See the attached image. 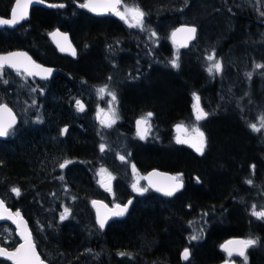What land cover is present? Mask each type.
<instances>
[{
	"label": "flooded vegetation",
	"instance_id": "flooded-vegetation-1",
	"mask_svg": "<svg viewBox=\"0 0 264 264\" xmlns=\"http://www.w3.org/2000/svg\"><path fill=\"white\" fill-rule=\"evenodd\" d=\"M188 2H184L182 5L179 4V6L174 9L172 16L177 15L178 17L180 14L183 16L186 15L185 8L189 5ZM44 3L48 5L63 4L64 7H52L48 9L41 5L31 6L26 21L20 22L13 29H0V34L4 38L11 36V38H17L22 41V45L13 47L12 51H26L38 62L56 69L54 77L46 82L37 81L35 79L28 80L20 76L18 79L24 86H21L22 84H20V82L14 81L13 78L0 77V103H6L8 107L12 109L18 120L14 126V132L8 137L0 139V154L21 158L19 154L20 142H18L20 140V135H23V138H28L32 135L31 132L37 131L40 128H45L49 137V142H46L44 147L45 152H52L53 158H51L46 165L37 168V173L33 176L34 179L38 178L40 180H45L46 183H44V181L41 184H37L31 177H24L23 175H17V173H15L14 177L10 178L0 177V200H3L5 207L9 208L13 213L17 210L20 211L28 224L29 231L32 232L34 242L37 245V252L40 254L41 259L45 261V264H196L195 252L199 246L198 241L200 240V243L205 242L213 227L220 225L219 222L216 225H212V221L208 219H206V221L196 219L198 213L202 214L210 208H200V212H192L188 217L184 218L182 223L181 221H179V223L177 222V226H179L178 234L182 238L181 246L170 260L165 261L162 258L156 261L155 257H150L154 256L153 249L144 252L141 251L136 254L134 249L135 246L133 248L128 246L129 248L124 249L110 248L106 237H104L106 232L115 231L117 228H120V224H127L129 225L128 227L131 228L132 222L130 220L109 221L105 225V228L100 230L96 225L94 208L91 201H102L104 204L112 207L115 203L124 204L131 199L133 203L130 205V211L127 217L129 218L132 211L142 212L145 209H156L153 205L157 204L163 207L166 206V203L173 202L184 192L188 182L195 186L200 185L201 180L193 173H190V178L188 179L186 173L181 170L167 171L157 167L143 168L140 162L135 160L134 151L132 152V149L137 150L139 147L144 148L148 146L149 136L147 133L151 132L158 135L157 140L154 137L151 141V145L156 144L153 148L158 149L159 147L167 145L173 151L183 150L195 158L201 159L206 155L210 147L209 123L218 117L224 116L236 117L242 128L246 130V132L253 137L254 142L258 144L261 154L258 160L262 173L257 174V166L249 164L247 169L249 175L245 179L243 177L240 182V193H246L247 198L244 199L243 197L244 200H241L240 203H236L238 210L241 212L240 215H242L243 218V227L241 230L239 229L240 231L237 235H229L219 241L223 244L225 241L232 238H258L259 243L249 248L246 252L248 264H264V221L257 220L251 215L253 205L256 206V211L264 209V204L255 203V196H264L262 193V191L264 192V146L261 145L264 139V128L259 132H253L248 127L249 124L253 123L257 124L259 127V118L261 115H264V107H258L259 101L257 99L259 96L257 89H259L261 93L263 91H261L256 83L261 82L264 85V69H256L254 67L255 64H264V48H262L264 46L247 48V54H242V60L245 62L242 63L241 61H237L232 65L233 68H236L238 74H236L239 87V92L237 94L242 106L245 105V102L247 104L249 103L248 99L252 93L251 90L258 95L256 103L253 101L252 110L246 113L244 108L232 110L230 107V109H227L225 107H228V104H221L220 109H211L208 104L202 103L204 106L203 110L209 115L206 119L197 122L194 114L195 100L193 97V93L197 95V89L193 87L190 88L187 93V113L176 117L168 124H164L158 120L156 113L150 109H140L134 113L127 112L123 107V98L127 93L133 94L134 92L136 94L137 92L145 91L147 89H145V83L151 80L150 77L155 71H160V74H168V72L174 74L180 73L183 70L182 66L179 65L177 69H173L170 63L168 68L158 67V69L149 70L147 55L149 53L151 58L164 57V55L169 57L176 51L179 53L188 52L197 41L199 34L198 25L196 23L195 25L185 22L177 24H174L175 21L172 23L167 22L165 37L162 41L163 44L160 45V40L159 44L156 45L157 40L151 36V32L155 31V29L148 27L150 23L154 25L156 20L161 21L162 16L154 17L150 14L147 10L146 2L143 0H121L119 10L124 12L125 6H127V8L139 7L145 13L144 31H141L139 27L129 28L127 23L120 20L119 17L113 15L111 12L94 14L87 11L85 8L78 7L79 4L85 3V0H44ZM14 4L15 0H9L3 8H0V17L10 19L11 9ZM38 9L46 11L49 13V17H51V19L53 18L51 26L46 29H40L39 31L32 23L33 15ZM168 17L170 18V15ZM128 19L131 21V16H129ZM157 23L159 24V22ZM84 25L86 27L95 26L99 34L101 40L99 58L104 67V74L101 77L89 80L81 78L78 86L66 88L67 90L63 87V93L68 97L64 110H61V114L67 117L68 120L66 125L55 128L53 126L54 123H52L53 117L51 116L49 118L48 116V111L51 109L50 105H52L53 102L48 96V90L52 87V80L55 79L53 87L62 83V78H56V74H63V72H61L63 66L69 63V61H76L82 58L87 52H90L91 47L89 42L84 39L77 43L71 33L74 27L76 30V27H83ZM182 25L196 26L197 28L196 39H194L193 43L186 50H183L179 44H174L171 39L172 32ZM54 31H60L69 35L77 49L76 58L60 54L56 50L49 40V34ZM77 32H79V30ZM37 35L43 39V47H45L43 51H41L43 48L40 49V46L36 45V42L39 41L38 37H36ZM30 36H35L36 38L32 41L28 38ZM24 38H26V40ZM216 49L218 48L207 50V56L215 55L216 60H218V58L222 56V53L220 52L217 58ZM48 50L55 54V60H57V62H52L48 59ZM41 53L45 54L44 60L41 58ZM204 63L206 68H208L210 62L204 61ZM5 72L10 73L9 71ZM248 72L253 74L251 79H248L245 75V73ZM109 77H111V80ZM203 77H205V80L214 79L219 84H224L223 82L226 81L223 74L209 75L208 73L205 76L203 75ZM5 80L9 82L5 84ZM104 85H108L109 90L115 91L117 95L116 101L112 102L111 109L109 108L111 97L105 95L103 98H100L97 92V90ZM224 85L230 86L228 84ZM230 87L233 88L234 86ZM32 88L37 89V92L32 94ZM41 89L43 90L42 93L40 91ZM33 99L36 100L35 105L32 104ZM77 100H80L84 105V111L81 112L78 110L76 104ZM216 105L219 106L217 103ZM112 110L115 111L118 117L115 123L112 124L111 127H101L97 134L98 137H96L95 134L90 135L88 130L91 129L90 125H92L93 120L97 119L98 115L100 117L109 114ZM149 112L153 114L151 118H147V113ZM37 118L42 122L37 123ZM141 118L148 119L147 131H144L145 139L143 140L139 138L136 126L137 119ZM47 122H49L48 126ZM177 125H183L184 128L188 130L187 133L183 130L178 131L176 128ZM145 127L146 126L142 124L141 131H143ZM193 127H199L200 130L205 133L207 145L202 155L197 153L192 147H189L188 144L176 143L177 137L181 139L189 138L192 135ZM65 128H67V131L64 135H60L61 129ZM70 128L73 131H70ZM76 130L79 131V137L82 135L83 138L92 142V147L89 146L92 151H88L79 156L71 152V148L74 146L72 141L73 137L76 136ZM114 130L117 131V134L112 132ZM24 131L29 132L30 135H25ZM106 133L109 134L108 138L115 144V148L120 149V151L116 150L117 152L127 151L124 163H127L131 169L132 165L136 167L135 174L133 171L128 172L127 183L120 186L119 182L112 179L111 192L106 191L100 184L102 178L105 180L107 179V176H102L100 174V170L104 169L105 171L110 167L105 164L101 157L100 150V145L104 143L99 141V139H104ZM111 134L115 137H111ZM85 145L88 144L85 143ZM104 145L105 148H107L106 144ZM61 146H64V152H61ZM68 146H70L69 151L66 149ZM170 148L168 150H170ZM159 150L165 151L160 148ZM62 154L63 157H61ZM96 154L98 157H95ZM65 160H69L71 163L66 165L64 169H61L59 165L64 163ZM1 165H5L3 161H1ZM62 170L65 172L62 173ZM151 170L169 174L173 173L172 175L174 177L179 174L183 182V187L170 198L161 197L151 189L146 191L143 195H138L136 192L129 189V186L137 181L139 182V186L147 187V181L143 179V177H146ZM72 173L75 177H71ZM61 176H63V180L59 178ZM79 177L81 178L80 181L78 180ZM133 178H135V180H133ZM248 179L253 181L252 185L245 182ZM197 180H199V183ZM84 186L89 190L88 192H91L88 194L91 195V198L86 206L88 208H86V212H89L90 218L86 217V215V218L81 215V217L85 219H65L61 221L60 215L64 211V207L69 206L76 208L74 213L78 218V210L80 208L79 200L81 197L80 192ZM119 186L120 190L123 191L120 195L117 194V187L119 188ZM12 187H19L21 189V195L19 197L11 192ZM100 193L104 194L106 197L101 196ZM70 198L73 199V202L70 201ZM34 205L37 207V214L40 216L42 215L43 218H47L48 215H53L56 221L51 224V227H49L48 223L46 224L45 221L38 219V216L33 214ZM74 227L83 229L85 233L76 232L73 229ZM129 231L130 229H127L126 233ZM68 233L71 235H68ZM192 235H198L199 239L191 241L190 237ZM66 238H69L70 242L68 241V243H66ZM72 239L75 241H72ZM20 242V237L16 234V225L9 220H0V246L14 249ZM186 247L190 250L189 259L182 260L181 253ZM86 250L91 251L87 252ZM70 252L73 253L72 256H70ZM121 252L131 255H118V253ZM219 256L220 258L215 264L218 262L225 263V261L229 259L233 264H244L240 256L233 255L229 258L225 252H220ZM0 264H11V262L0 257Z\"/></svg>",
	"mask_w": 264,
	"mask_h": 264
},
{
	"label": "trees",
	"instance_id": "trees-1",
	"mask_svg": "<svg viewBox=\"0 0 264 264\" xmlns=\"http://www.w3.org/2000/svg\"><path fill=\"white\" fill-rule=\"evenodd\" d=\"M8 1L0 0V8H3ZM223 2L227 11L224 15L229 19V33L227 34L223 30V33L219 32L216 33L219 35H215L217 43L227 40L221 44L216 43L217 46H214V48H218L216 49L217 58L221 50L226 48V45L223 44H228L229 41L236 44V46L244 45L245 50L248 47L258 48L264 46V40L256 36V33H259L261 23L264 22V15H262L263 0H253L255 4H253L254 10L252 13L246 8L251 15L247 12L241 13L240 9L238 12L236 11L237 6L243 5L241 2L235 0H223ZM52 19L49 17V13L38 9L33 15L32 23L39 31L51 26ZM174 21L176 20L174 19ZM223 26L226 27V25ZM76 28L75 30L74 27L71 31L74 40L79 42L85 39L89 42L91 48L90 52H87L82 58L69 61L63 66L61 70L63 74H56V78H62L60 85L53 87L55 79L51 81L52 87L48 90V96L53 102L50 105L51 109L48 111V116L49 118L53 117L52 123H54L55 128L66 125L68 120L67 117L61 114L68 97L63 93V87L66 89L78 86L81 78L89 80L101 77L104 74V67L99 58L101 40L95 26L86 27L84 25ZM78 30L79 32H77ZM225 31L228 32L226 28ZM36 37L39 39L36 42L37 45L42 48L44 46L42 37L38 35ZM255 40H259L258 43ZM21 45L22 43L17 38H11V36L4 38L0 34V53ZM51 54L53 53L51 52ZM235 75H231L232 79H226L223 82L235 87L233 91H230V94L234 95L231 97L232 105L225 108L230 109L231 107L232 110L244 108L248 113L253 109V101L256 103L258 95L251 90L253 94L251 93L248 99L249 103L245 102V105L242 106L237 94L239 87ZM201 77L200 72L195 79L190 78L185 73L183 76V71L178 74L168 72L165 78L159 76L160 84L157 90L152 86V88H149L151 91L148 92L149 89L143 92L140 91L141 94L138 96L134 92L133 94L127 93L123 98V107L127 112L132 113L140 108L150 109L156 113L160 122L168 124L176 117L187 113L188 90L196 87L201 103L207 100L208 103L205 104H208L211 109H220V105H216V90L223 84H219L213 79L206 80L208 83L202 87ZM186 79L191 80V83H187ZM256 83L263 91L257 98L259 101L258 107H264V85L261 82ZM155 93L156 96L152 98L150 94ZM159 111L164 119H159ZM48 125L49 122H47ZM208 126L209 135L211 136L210 147L201 159L195 158L183 150L160 151L153 147H139L134 151L135 160L140 162L143 168L157 167L167 171L181 170L186 173L188 179L190 173H193L199 177L201 182L200 185L196 186L188 182L187 188L179 198L166 203V206L161 207L156 204L153 205L156 209H145L142 212L132 211L129 218L125 219V221L130 220L132 222L131 228L127 224H120V228L115 231L106 232L104 237H106L110 248L124 249L135 246L136 254L153 249V254L158 253V255L170 256L169 258H171L176 254L182 242V238L176 232V229L179 230L177 219L181 220L188 217L194 210L208 209V206L215 205L218 210L219 208L227 209L226 215L221 217L222 214H215V220H219L220 225L214 226L206 241L198 246L195 252V262L196 264H215L220 258L219 246L221 242L219 240L229 235H237L243 227V218L236 205V203L241 202L238 198V194H241L240 182L244 174L247 173L249 164L257 166V174L262 173L258 160L261 154L258 144L242 128L236 117H218L212 120ZM70 131L73 130L70 128ZM31 133L33 134L31 138H23V135H20L18 142H20L19 154L21 158L0 154V177H14L17 168L23 171L22 174L17 172V175L22 176L25 172L27 177H33L37 173V168L46 165L53 158L52 152H45L44 147L46 142H49L45 128H40ZM78 134L79 131L76 130V136L73 137L72 141L74 146L71 148V152L77 156L92 151L89 147H92V142L83 138L82 135L79 137ZM85 143L88 145H85ZM261 145L264 146V139ZM66 149L69 151L70 146ZM1 161L4 162V166L1 165ZM232 199L235 202H231ZM206 211L209 212L210 210ZM220 213L224 215V212ZM127 229H130V231L126 233ZM68 235L71 234L68 233ZM66 240L68 242L70 239L66 238ZM72 241L75 240L72 239Z\"/></svg>",
	"mask_w": 264,
	"mask_h": 264
},
{
	"label": "snow or ice",
	"instance_id": "snow-or-ice-1",
	"mask_svg": "<svg viewBox=\"0 0 264 264\" xmlns=\"http://www.w3.org/2000/svg\"><path fill=\"white\" fill-rule=\"evenodd\" d=\"M32 2V0H15V5L11 9V18H3L0 17V26H14L18 24L21 20H24L27 14V7ZM37 3H43L44 0H36ZM121 5V0H85V3L79 4L78 7L86 8L90 12H94L97 14H101L103 12H111L113 15L119 17L120 20H123L128 24L129 28L139 27L141 31H144V17L145 13L139 7L127 8L125 6V11L121 12L119 10ZM51 7H60L63 8V4L59 5H50ZM264 15V13H262ZM131 16V21H129L128 17ZM177 33H185V40L181 43L180 47L186 48L188 47V41L196 39L197 36V28L196 26H187L182 25L180 28L175 29L172 32L173 43L175 44V37ZM53 42L56 44V47L61 52H70L71 55H76V50L72 48L71 43L68 41L67 34L60 33L59 31L53 32L49 34ZM152 37H156V32H151ZM59 38V39H58ZM63 41V42H61ZM111 47V46H109ZM179 52L176 51L173 53L172 59L169 61L172 68L179 67ZM206 59L210 62L207 68L209 75L220 74L223 70V65L220 60L214 59V55L207 56ZM254 67L256 69H264V64H255ZM14 70L17 75L30 76L35 77L39 76L42 80H47V78L52 74L51 68H46L41 64L36 63L26 52H10L7 54L0 55V75H3L5 69ZM248 79L252 78V73H245ZM111 80V77H109ZM5 84L8 83L7 80L4 81ZM32 92H37V89L32 88ZM42 93V89L40 90ZM98 95L100 98H103L105 95L111 97L109 101V108H112V102L116 101L117 95L115 91H111L108 88V85H104L100 87L98 90ZM247 95V94H246ZM193 97L195 100L194 104V114L196 121L199 122L208 117V113L200 107V97L193 93ZM32 104H36V100H32ZM79 111H84V105L80 100L76 101ZM153 114L151 112L147 113V118H151ZM117 115L114 110H112L109 114H105L104 119L100 120L101 124L105 127H111L112 124L115 123L117 119ZM97 119L100 117L98 115ZM260 126L257 124H249L248 127L253 132H259L262 128H264V115H261L259 118ZM37 123H40L39 118H37ZM144 124L146 127L143 131H141L140 126ZM16 125V116L14 115L11 108L8 107L6 103H0V138L8 137L11 133L14 132V126ZM137 131L139 138L141 140L145 139L144 131H147L148 119L141 118L136 121ZM177 130H183L187 133V129L184 128L183 125H177ZM67 131V128L61 129L60 135H64ZM177 144H188L189 147L195 149V151L199 154L204 153V149L207 145V140L205 137V133L200 130L199 127L192 128V135L187 139H181L177 137ZM105 148L104 144L100 145V150L103 152ZM118 159L122 162L125 161V157L122 155H118ZM71 161L65 160L64 163H61L59 167L64 169L66 165L70 164ZM254 167V166H253ZM103 172L104 170L101 169ZM132 171L136 173L135 165H132ZM160 173L152 172L149 173L148 176L143 177L147 181V187L139 186V182H134L131 187L134 192L138 195H143L149 189H153L156 192L162 194L165 197H172L176 192L183 187V182L180 179L179 174L175 177H167L168 183L161 184L153 179L154 176H159ZM63 180V176L59 177ZM113 177L111 174L108 175L107 179H101L100 184L106 191L111 192V180ZM199 183V180H197ZM247 184L252 185L253 181L248 179L245 181ZM11 192L15 194L17 197L21 195V189L19 187H12ZM92 206L96 208V225L100 230L105 228V225L108 221L115 217H123L128 211L129 205L133 203L131 199L128 200L127 203H115L112 205L111 209H109L107 204H104L102 201L92 200ZM255 205H253V209L251 215L255 217L257 220L264 221V209L261 211L255 210ZM101 209H104L102 212ZM70 209L68 207H64V211L60 215V220L63 221L69 217ZM0 220H10L13 224L16 225V234L20 237V243H18L17 247L14 249L6 246H0V257L4 258L7 261H10L11 264H45V261L41 259L40 254L37 252V245L34 242L32 232L29 231L28 224L24 220L20 211L17 210L13 213L9 208L5 207V203L3 200H0ZM51 227V225H49ZM199 239L198 235H192L190 237L191 241H196ZM259 243L258 238H246V239H237L227 242L226 245H221L223 251L227 254L229 258L233 255L240 256L243 259L244 264H248V257L246 252L249 248L256 246ZM90 252L91 250H86ZM120 256L131 255L126 253H118ZM190 255L189 248H184L181 253L182 260H188ZM225 264H231L230 259L225 261Z\"/></svg>",
	"mask_w": 264,
	"mask_h": 264
},
{
	"label": "rangeland",
	"instance_id": "rangeland-1",
	"mask_svg": "<svg viewBox=\"0 0 264 264\" xmlns=\"http://www.w3.org/2000/svg\"><path fill=\"white\" fill-rule=\"evenodd\" d=\"M3 1H5V0H3ZM143 1L146 2L147 8H148L147 10L150 14H152L154 17H161L162 16L161 21H158V20L155 21L156 22V23H154L155 26L150 23L149 27H148V28L155 29L156 37H152V38L157 40L156 45L159 44L160 40H161L160 45L163 44L162 41L165 37V31L167 29L166 28L167 22L172 23V22H174L175 18L177 19V15L172 16L174 13V9L177 8L179 6V4L182 5L184 2L187 3L188 1H191V2H188L189 5L185 8L186 9V15H184V16L182 14L179 15L180 16L179 21L185 22L187 24H195L196 23L198 25V28H199V34H198V38H197L196 43H194V46L191 49H189L188 52L179 53L180 54L179 65H181L183 68V70H182L183 76L185 73L192 79H195L199 75V72L201 75L203 73L204 76L206 74H208L206 65L204 63V61L209 63V61L206 59V57H207L206 51L211 49V48H214V46L216 47L218 43L221 44V43L227 41V40H223L222 42L217 43V37L215 35H219V34H216V33H219V32L223 33V30L225 33H227V34L229 33V22H228L229 19L224 15L225 12H227V11L225 9V5H224L223 0H143ZM235 1L241 2L244 5L243 6L242 4H240L239 6H237V9H236L237 12L240 9L241 12L244 11V13L247 12L248 14H250L249 11L254 10L252 8V5L254 4L253 0H235ZM246 8H248L249 11ZM169 15H170V18L168 17ZM168 18H169V20H168ZM157 22H159V24H161V25H159ZM174 24H176V22ZM223 25H226L225 28L228 30V32L225 31V28ZM256 36L260 38L259 33H256ZM75 37H76V35H75ZM28 38H30L33 41L36 37L30 36ZM24 39L26 40V38H24ZM258 41L259 40H255L256 43H258ZM20 42H22V41H20ZM76 42H77V40H76ZM77 43H79V42H77ZM36 45H37V43H36ZM223 45H226V48H224L223 51L221 50L222 56L218 58V60H220L222 65H223V70H222V73H220V75L223 74L225 76L224 78L229 80V79H232V77H230L231 75L237 74L236 68L232 67L233 63H236L237 61L238 62L241 61L242 63H244L245 61L242 60V56H243L242 54H247V50H244V48H245L244 45L236 46V44H232V43H230V41L228 42V44H223ZM233 46H235V47H233ZM42 48L43 49L41 51L45 50V47H42ZM262 48H264V47H262ZM47 53L49 55L48 59L50 61L57 62V60H55L56 59L55 54H51V52L49 50ZM40 55H41V58L44 60L45 54L41 53ZM172 57H173V53L169 57H167V55H164V57L151 58L150 54L148 53V55H147L148 69L149 70L158 69V67L159 68H168L169 61L172 59ZM214 59H216L215 55H214ZM175 69H177V68H175ZM196 74H197V76H196ZM203 75L201 77V80L203 82V84L201 83L202 87L208 83L204 79ZM237 75H235V76H237ZM159 76H163L165 78L166 74L162 73V75H160V71H155L150 77L151 80L148 83H145V89L146 88L147 89L152 88V86H153L157 90L158 85L160 84ZM8 77L13 78L14 81L20 82V84H22V82L19 81V79H18L19 75H8ZM186 82L191 83V80L186 79ZM21 86H24V84H22ZM234 89H235V87H233L232 89L231 88L229 89V86H226L224 84L221 85L216 90V100H217L216 103L218 105L228 104L231 106L232 105L231 97H233L234 95H231L230 91H233ZM149 91H151V90L149 89L148 92ZM257 92L259 94L261 93L259 91V89H257ZM31 93L33 94L34 92L31 91ZM139 94H141V93L137 92L135 95L138 96ZM235 95H236V93H235ZM150 96L153 98L156 96V93L150 94ZM158 97H160V95H158ZM206 102L207 101H204V103H206ZM140 109H142V108H140ZM159 113H160V117H161V118L159 117V119H164V117L161 116L160 111H159ZM104 116L105 115L100 116L99 120H97V119L93 120L92 125H90L91 129L88 130L90 135L95 134V136L98 137L97 134L99 132V129L101 127H105L100 122V120L104 119ZM112 132H115L117 134V131H115V130ZM24 134L27 136L30 135L29 132H25V131H24ZM108 135L109 134L106 133L104 139H102V140L99 139V141L106 144L107 148H104L103 152L101 151V157L103 158L105 164L110 166V167H109V169H107L103 172L100 170V174L102 176H107V177L109 174H111L113 179L116 182H119V184L121 186V185L127 183L128 172L132 171V169H131V167L128 166L127 163H124L118 159V155H122L125 157V160H126V152L127 151H122L120 153L117 152L116 150L120 151V149L115 148V146H114L115 144L113 142H111V140L108 138ZM32 136H33V134L28 138H31ZM156 136H158L156 133H154L152 135V137L150 138V141H149V145L146 147H155L156 146V144L151 145L152 139ZM111 137L114 138L115 136L113 134H111ZM124 141H125V139H124ZM168 147L169 146L164 145V147H159V148L164 149L165 151H172V149L170 147H169L170 150H168L169 149ZM159 148H158V150H159ZM133 151H135V150L132 149V152ZM61 152H64V146H61ZM61 157H63V154L61 155ZM95 157H98V155L96 154ZM17 172L20 174L23 173V171L19 170L18 168H17ZM61 172L64 173L65 171L62 170ZM84 172H85V170H84ZM73 173H75V172H73ZM73 173H72L71 177H75ZM248 175H249V173H245L243 176L244 179L247 178ZM23 176L24 177L26 176L25 172H24ZM31 178H32V180H35L37 182V184H41L45 181V180H40L38 178L34 179L32 176H31ZM80 179L81 178L79 177L78 180L80 181ZM133 180H135V178H133ZM131 182H132V180H131ZM44 183H46V181ZM120 186H119V188L117 187V194L118 195L123 193V191L120 190ZM129 189L131 191H133L131 186H129ZM88 191L89 190H87L86 187L84 186L82 191L80 192L81 197L79 200L80 208L78 210V214H79L78 218L76 217V214L74 213L76 208H73L72 206L68 207L70 209V214H69V217L67 218L68 220H78V219L82 220V219H85L86 217L90 218L89 212H86L87 202L91 198V195H88L91 192H88ZM262 193L264 194L263 191H262ZM100 195L103 197H106L102 193H100ZM243 197H244V199H246L247 194L246 193L238 194V198L240 200H244ZM255 198L258 199L257 200L258 203L264 204V196L263 195H261L260 197L255 196ZM70 201L73 202V199L70 198ZM231 202H235V201H233V199H232ZM208 207L210 208L209 212L208 211H206V212L201 211V212H204L207 214V216L210 218V221H212V225L218 224V222H220V221L215 220V214L216 215L222 214L221 217L222 216L224 217L226 215L227 209L219 208V210H218V209H216L215 205H210ZM193 212H195V210ZM217 212H219V213H217ZM220 212H224V215H223V213H220ZM33 214L35 216H38V219L45 221L46 224L48 223V225H51L56 221V220H54L53 215H48L47 218H43L42 215L41 216L38 215L36 205L33 206ZM81 215H83L84 217L86 215V217L82 218ZM179 221H181V223H182L184 221V219H181V220L177 219L178 223H179ZM73 229L76 232L79 231V232L85 233V231L79 227H74ZM178 231L179 230L176 229L177 233H178ZM211 232H212V230L210 231V233ZM66 236H68V235H66ZM66 243H68V242H66ZM72 255H73V253L70 252V256H72ZM150 257H155L156 261H158V259H162V258L165 261H168L171 259V258H169L170 256L164 257V256H161V254L158 256V253H155L154 256H150Z\"/></svg>",
	"mask_w": 264,
	"mask_h": 264
},
{
	"label": "water",
	"instance_id": "water-1",
	"mask_svg": "<svg viewBox=\"0 0 264 264\" xmlns=\"http://www.w3.org/2000/svg\"><path fill=\"white\" fill-rule=\"evenodd\" d=\"M33 5H43V6H47V7H50V6H48V5H45V4H43V3H37L36 2V0H32V2L28 5V7H27V12H28V9H29V7H31V6H33ZM27 15V14H26ZM25 19H26V17H25ZM15 26V25H14ZM14 26H7V25H5V26H0V28H3V27H10V28H12V27H14ZM185 36H186V34L185 33H177V35H176V37H175V42H177V43H179L180 45H181V43L182 42H184V40H185ZM67 37H68V35H67ZM50 38H51V40L53 41V39H52V37L50 36ZM59 39V38H58ZM68 41L70 42V40H69V37H68ZM193 40H191V41H188V45H189V43L190 42H192ZM61 42H63V41H61ZM54 43V42H53ZM71 43V42H70ZM55 44V43H54ZM71 45H72V43H71ZM55 46H56V44H55ZM72 48H74V46L72 45ZM75 49V48H74ZM59 50V49H58ZM24 52V51H23ZM61 52V51H60ZM61 53H64V54H66V55H68V56H73V55H71L70 54V52H61ZM28 54V53H27ZM1 55H3V54H1ZM45 67V66H44ZM46 68H48V67H46ZM52 69V68H51ZM12 70V69H11ZM53 71H52V74H53V72H54V69H52ZM14 71V70H13ZM52 74L47 78V79H49L51 76H52ZM28 77H30V76H28ZM36 78H38V79H41L39 76H35ZM16 123H17V117H16ZM5 138V137H4ZM0 139H3V138H0ZM152 172H157V171H152ZM152 172H150V173H152ZM157 173H160V172H157ZM161 175H159V176H154L153 177V179L154 180H156L157 182H159V183H161V184H166V183H168V180H167V177H172V176H170V175H168V174H164V173H160ZM148 176V175H147ZM153 190V189H152ZM153 191H155V190H153ZM156 192V191H155ZM156 193H158V192H156ZM159 195H161V196H163L162 194H160V193H158ZM101 211L103 212L104 211V209H101ZM94 212H95V218H96V208H94ZM128 212V211H127ZM127 212H126V214H127ZM126 214L123 216V217H115V218H112V219H110L109 221H111V220H119V219H122V218H124L125 216H126ZM10 221V220H9ZM11 222V221H10ZM232 241V240H231ZM229 242V241H228ZM227 244V242L226 243H224V245H226Z\"/></svg>",
	"mask_w": 264,
	"mask_h": 264
},
{
	"label": "bare ground",
	"instance_id": "bare-ground-1",
	"mask_svg": "<svg viewBox=\"0 0 264 264\" xmlns=\"http://www.w3.org/2000/svg\"><path fill=\"white\" fill-rule=\"evenodd\" d=\"M243 12H244V11H242L241 13H243ZM250 12L252 13L253 11L251 10ZM249 15H251V14H249ZM179 17H180V16H178L177 19L175 18V20H176V21H175L176 24L182 22V21H179ZM259 34H260V30H259Z\"/></svg>",
	"mask_w": 264,
	"mask_h": 264
}]
</instances>
